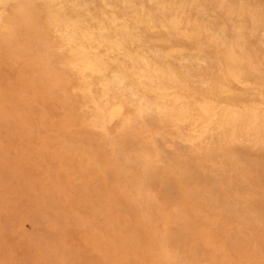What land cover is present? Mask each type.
Returning a JSON list of instances; mask_svg holds the SVG:
<instances>
[{
  "label": "rangeland",
  "instance_id": "rangeland-1",
  "mask_svg": "<svg viewBox=\"0 0 264 264\" xmlns=\"http://www.w3.org/2000/svg\"><path fill=\"white\" fill-rule=\"evenodd\" d=\"M0 264H264V0H0Z\"/></svg>",
  "mask_w": 264,
  "mask_h": 264
}]
</instances>
